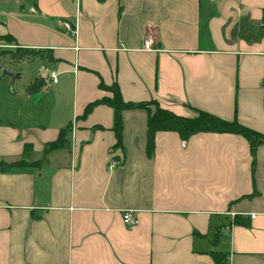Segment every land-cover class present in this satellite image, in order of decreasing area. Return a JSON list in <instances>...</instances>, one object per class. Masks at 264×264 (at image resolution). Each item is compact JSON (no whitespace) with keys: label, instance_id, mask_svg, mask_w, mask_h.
Wrapping results in <instances>:
<instances>
[{"label":"crops","instance_id":"obj_1","mask_svg":"<svg viewBox=\"0 0 264 264\" xmlns=\"http://www.w3.org/2000/svg\"><path fill=\"white\" fill-rule=\"evenodd\" d=\"M7 35L17 51L0 55L60 76L40 66L17 89L8 67L0 162L35 164L0 171V264H264V144L254 158L239 134L159 131L150 157L154 105L123 112V147L111 106L83 116L118 84L126 102L264 133V0H0Z\"/></svg>","mask_w":264,"mask_h":264},{"label":"trees","instance_id":"obj_2","mask_svg":"<svg viewBox=\"0 0 264 264\" xmlns=\"http://www.w3.org/2000/svg\"><path fill=\"white\" fill-rule=\"evenodd\" d=\"M2 38L12 42L15 41L10 35L3 36ZM24 51L28 53V50ZM100 86L104 87L102 83H100ZM111 87L113 88L114 98H104L88 104L83 116H86L97 105L106 104L111 106L114 109V131L117 139L116 147H123V112L130 109L147 108L148 105H155L157 108L155 112L151 111L148 117L147 153L150 157L154 154L155 135L159 131L177 132L184 141L188 140L192 135L201 132L239 134L248 140L254 158L256 149L261 144H264V133L256 132L244 126L237 119L227 120L203 110H197V115L194 117L178 116L172 111L162 108L157 102H151L148 104L143 102H126L122 98L118 84H113ZM68 134L69 126L61 129L58 138L48 145L46 153L66 147L68 144ZM33 164L35 163H30L24 160L13 163L0 162V171L5 172L14 167L22 168ZM212 257L216 264H228V260H224L227 259L226 255L221 252L213 251Z\"/></svg>","mask_w":264,"mask_h":264},{"label":"rangeland","instance_id":"obj_3","mask_svg":"<svg viewBox=\"0 0 264 264\" xmlns=\"http://www.w3.org/2000/svg\"><path fill=\"white\" fill-rule=\"evenodd\" d=\"M0 40H1V42H0L1 45L7 46L6 49H3L0 47V52L2 50H6V51H10V52L17 51V48L12 49L13 47H11V46H14L13 45L14 42H12L10 40H6L4 38H0ZM27 55L28 56H31V55L35 56V55H37V53L29 51ZM21 59H25V57L24 58H22V57L17 58L13 55H7V54L0 55V104H6L9 101L7 99L6 90H7L8 85L11 82L10 80H12V79H11L10 75L5 73V69H10L8 67H12V69L18 68L20 70L19 72L24 70L23 77L19 78L17 80H14V82L16 81L17 89L18 88L22 89L26 85V83L30 79L35 78V76L39 72V69L41 66L39 59H37V58L32 59V60L26 62L25 64H22L21 66H19V62H21L20 61ZM8 64H9V66H8ZM107 90H109L111 92V98H114L113 88L108 87ZM156 110H157V108L154 105L153 106V112H155ZM224 260H227V259H224Z\"/></svg>","mask_w":264,"mask_h":264},{"label":"built area","instance_id":"obj_4","mask_svg":"<svg viewBox=\"0 0 264 264\" xmlns=\"http://www.w3.org/2000/svg\"><path fill=\"white\" fill-rule=\"evenodd\" d=\"M66 25L69 28V30L72 31V33L74 34L75 29L71 28L69 24H66ZM153 41H154L153 36L151 34L148 35L146 39L144 40V48L152 49ZM41 71L46 74V76L51 80V83L57 84L59 82L60 73L57 70H54L48 66L42 65ZM263 87H264V84H263ZM121 163H122L121 159H112V161L109 164V169L117 168L118 166L121 165ZM123 221L126 225L135 226L139 223V218L135 212L131 210H127L123 213Z\"/></svg>","mask_w":264,"mask_h":264},{"label":"water","instance_id":"obj_5","mask_svg":"<svg viewBox=\"0 0 264 264\" xmlns=\"http://www.w3.org/2000/svg\"><path fill=\"white\" fill-rule=\"evenodd\" d=\"M5 73L14 77V78H19L20 77V73H16V72H13L12 70L10 69H5Z\"/></svg>","mask_w":264,"mask_h":264}]
</instances>
